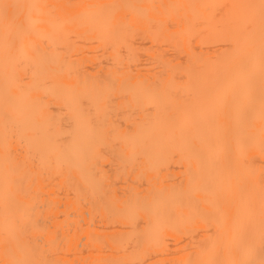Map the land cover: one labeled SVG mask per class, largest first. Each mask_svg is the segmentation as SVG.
I'll return each instance as SVG.
<instances>
[{
	"label": "bare ground",
	"instance_id": "bare-ground-1",
	"mask_svg": "<svg viewBox=\"0 0 264 264\" xmlns=\"http://www.w3.org/2000/svg\"><path fill=\"white\" fill-rule=\"evenodd\" d=\"M0 264H264V0H0Z\"/></svg>",
	"mask_w": 264,
	"mask_h": 264
}]
</instances>
